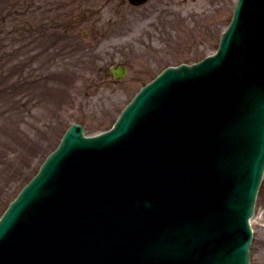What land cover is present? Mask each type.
Masks as SVG:
<instances>
[{"label":"water","instance_id":"95a60500","mask_svg":"<svg viewBox=\"0 0 264 264\" xmlns=\"http://www.w3.org/2000/svg\"><path fill=\"white\" fill-rule=\"evenodd\" d=\"M110 72L121 78L125 69ZM165 130L177 139L168 140L162 155L155 146ZM140 132L137 148L146 160L154 155L160 168L152 176L149 200L143 199L150 202V216L137 222L130 242L118 232L107 230L104 239L95 227L67 222L80 212L61 217L54 212L46 184L72 145L82 141L91 152L120 153L135 149ZM126 135L131 140L123 146ZM263 171L264 0H237L215 55L164 69L138 91L108 132L86 139L80 125L67 129L59 148L0 219V238L10 235L0 241V264H66V257L75 255L78 260L71 264H249V218Z\"/></svg>","mask_w":264,"mask_h":264},{"label":"rangeland","instance_id":"374dc122","mask_svg":"<svg viewBox=\"0 0 264 264\" xmlns=\"http://www.w3.org/2000/svg\"><path fill=\"white\" fill-rule=\"evenodd\" d=\"M235 1L0 0V214L70 124L101 133L164 67L212 54ZM251 228L264 264V177Z\"/></svg>","mask_w":264,"mask_h":264},{"label":"flooded vegetation","instance_id":"af4514ba","mask_svg":"<svg viewBox=\"0 0 264 264\" xmlns=\"http://www.w3.org/2000/svg\"><path fill=\"white\" fill-rule=\"evenodd\" d=\"M64 29V28H63ZM65 30V29H64Z\"/></svg>","mask_w":264,"mask_h":264}]
</instances>
